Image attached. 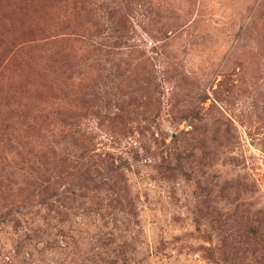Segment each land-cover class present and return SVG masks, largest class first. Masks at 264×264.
I'll use <instances>...</instances> for the list:
<instances>
[{"label": "rangeland", "instance_id": "rangeland-1", "mask_svg": "<svg viewBox=\"0 0 264 264\" xmlns=\"http://www.w3.org/2000/svg\"><path fill=\"white\" fill-rule=\"evenodd\" d=\"M0 264H264V0H0Z\"/></svg>", "mask_w": 264, "mask_h": 264}]
</instances>
